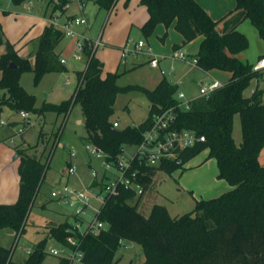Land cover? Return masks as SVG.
<instances>
[{"label": "trees", "instance_id": "1", "mask_svg": "<svg viewBox=\"0 0 264 264\" xmlns=\"http://www.w3.org/2000/svg\"><path fill=\"white\" fill-rule=\"evenodd\" d=\"M20 5L29 0H12ZM101 8L109 9L113 0H98ZM147 7L149 20L142 31L149 37L159 25H174L182 36V46L202 37L196 55V67L205 72L224 71L231 79L209 97H199L189 109L178 107V86L163 79L153 89L141 86L122 89L118 72L102 76V63L96 58L90 41L85 43V70L78 72V86L68 100L59 104L44 102L37 107V97L21 85L24 73L34 74L39 86L49 73H65L67 68L56 52L65 37L62 28L50 23L37 40L34 62L22 58L7 39L0 22V106L13 112L27 111L38 118L48 113L67 117L73 106L79 105L84 118L87 144L106 154V161L116 165L125 146H137L150 128L155 115L175 107L173 129L193 131L205 137L180 154L178 162L159 167L140 165L134 159L132 170L137 171L136 182L143 188L138 197L132 189L121 187L116 195L107 196L97 214L106 227L97 233L77 236L81 239L83 264H118L117 253L124 243H136L143 249L144 264H264V166L259 157L264 148V89L257 87L251 96L245 92L254 80L261 81L264 69L243 62L237 55L249 47L239 25L249 20L264 41V0H237V8L223 20L215 21L197 0H141ZM51 18L64 13L68 0H47ZM224 26L219 29V24ZM14 66V67H12ZM139 89L149 99V117L139 126L114 127L115 103L120 91ZM239 115L242 140L237 143L233 131ZM43 133H41V136ZM15 148L20 157L19 199L12 205H0V230L13 229L17 235L25 232L31 211L45 180L46 164L32 152L39 147L28 145ZM208 151L215 158L219 178L231 189L218 197L196 201L194 212L173 217L164 205L155 204L148 216L139 209L151 177L159 170L172 172ZM104 182L94 180L91 187L103 189ZM138 197V199H137ZM136 200V203L134 201ZM71 218L77 219L75 215ZM71 227L69 221L47 227V236L34 245L22 263L12 260L13 248L0 245V264H43L49 240L67 245ZM61 264H69L61 260Z\"/></svg>", "mask_w": 264, "mask_h": 264}, {"label": "rangeland", "instance_id": "2", "mask_svg": "<svg viewBox=\"0 0 264 264\" xmlns=\"http://www.w3.org/2000/svg\"><path fill=\"white\" fill-rule=\"evenodd\" d=\"M31 1V4L30 1H27L20 5H15L12 0H0V20L3 23L7 39L14 44L22 43L24 45L33 37L32 31L29 28L34 22L31 21L30 17L28 20L26 19L28 6L32 7L31 12L34 16H38L41 13L44 17V13L46 12L47 5L40 12L42 8L40 2L38 0ZM85 4H87V9H85L84 16L79 9L77 0H72L69 3L68 13L70 15L77 14L78 17L76 18H85L91 29L94 27L92 33L86 32L84 35L87 40H90L92 35L97 38L101 32L105 33L115 11L109 13L110 15H107L106 11H104L103 16H105V19L102 20L100 16L96 22L97 8L94 2L85 0ZM50 13L51 9L47 11V19L50 18ZM62 19V17H56L52 23H56V25L63 28L64 24L59 25V23H62ZM73 26L85 27L71 25L73 31ZM65 37L70 38L68 35H65ZM135 41L138 42L133 36H130L128 41L119 46L121 48L109 46L106 48L107 55L102 54L104 48H100L96 53V58L102 62L107 58V62H105L106 75L115 72L120 74L117 81L120 88L126 89L128 87L141 86L152 90L156 88L164 76L169 80H175L174 77L177 76L180 80L178 93L184 92L186 100L189 95L194 97L200 95L201 75L194 68L195 58L187 49H184V51L187 54L188 62L192 61V65L188 67L181 66L179 64L180 59L172 60L171 58L161 57H158L159 65L153 67L149 62L151 55L147 53L134 54L133 52L128 56L127 63L125 64L122 60V51L125 48L133 51ZM146 44L149 47L147 42ZM3 51L4 47L0 46V53ZM115 52H118L119 59H115ZM136 64L138 65L135 66ZM75 65L74 67L70 65V71L61 78L60 85L57 87L58 90H55L51 94L47 90L49 88L47 86L48 81H42L39 86L34 84L33 73H24L21 78V84L28 93L37 95L38 108L42 106L45 99L49 103L59 104L74 93L77 84V71L86 67L85 56L80 61L75 62ZM66 76L71 80L69 84L66 83ZM260 83L264 87V80ZM245 95L250 96L251 89H248ZM149 105V99L143 91L133 88L122 90L116 99L113 120L119 123V128L121 129L129 126H139L149 117ZM16 116V119L20 122L16 124V127L11 132L15 135L16 143L20 144L22 142L21 136L15 132L21 127L22 121L19 114ZM36 118L37 115L31 113L33 123ZM0 119L9 122L6 115ZM42 132L44 135L41 136ZM85 134L84 118L79 105L73 106L66 118L60 116L57 119L56 114L48 113L46 117L38 118L35 125L28 127L27 140L32 146L36 145V143L39 144V147L32 152H36L41 156L42 162L46 164V171L45 180L31 211L25 232L15 235L14 244H16L18 249L38 243L39 239L45 237L44 231L46 225L52 218L58 217L60 220L64 219L61 213L55 214V209H58L57 211H61L62 213L74 215V210L51 197L54 189L69 185L75 189L86 191L92 198L87 213L79 216L83 221L81 230L85 231L87 225L96 220L97 212L101 209L103 201L95 197L101 192V188L91 187V185L94 180L103 181L104 184H108L118 176V172L115 168L107 170L105 159L94 157L87 150L88 145L82 139ZM233 135L237 143L242 140V125L239 115L235 117ZM47 136H50V138H47ZM136 151V146H125L121 158L129 160L135 155ZM74 152L76 155L72 156L71 154ZM201 154L194 157L181 169L172 172L158 169L151 177L138 209L148 215L155 204H160L167 207L171 216L178 217L193 213L197 200L211 199L212 191L210 186L216 170L213 169L210 162L216 160L213 157L206 156V154L201 157ZM70 166L74 167L76 172L68 176L65 171ZM216 167L218 168L217 165ZM94 172L97 174V178H94ZM69 219L71 223L75 221L74 218ZM58 245L57 242L52 240L48 243V247H58ZM45 261L46 264H59L60 262L59 258L51 255H47ZM72 264L80 263L74 262Z\"/></svg>", "mask_w": 264, "mask_h": 264}, {"label": "crops", "instance_id": "3", "mask_svg": "<svg viewBox=\"0 0 264 264\" xmlns=\"http://www.w3.org/2000/svg\"><path fill=\"white\" fill-rule=\"evenodd\" d=\"M30 4L32 3L31 0ZM76 1V0H75ZM94 2V5L97 8V14L95 17L96 22L98 19L102 18L105 19L103 16L104 11H106L107 15H110L109 13H112L115 11V14L111 17V22L108 25V27L105 30V33L101 32L96 37H93V35L90 37L92 42L97 41L98 39H101V45H99L95 51V56L96 53L99 51L100 48H104L102 54L107 55L106 48L109 46H116L117 48H121L119 46L123 45L126 41L129 40L130 36H133L135 40H144L148 43V45L153 49L155 55L161 58H171L172 60L174 59L172 57V53L179 49L180 46H182V41L183 38L182 36L176 31L174 25L170 26L169 28L165 27L164 25H159L155 29V32L153 35L147 37L144 32L142 31L144 25L147 23L149 20V12L146 6H144L141 3V0H113V3L109 9L106 8H101L99 4L97 3L98 0H91ZM41 5L40 12H42L44 6L47 5L46 12L44 13V17L41 15V13L38 16H34L33 13L31 12L32 7L28 6V13L26 19L30 17L34 23L33 25L29 28L30 31H32V39L28 41L26 44L22 45V43H12L15 46V50L17 51L18 55L22 58H27L31 60V62H34L35 60V54L37 50V40L38 38L43 34L46 26L53 22L54 18L56 17H62V23L59 25H65L69 20H72L77 16L76 15H70L68 13L69 11V3L72 2V0H68V6L65 8L64 13H57L55 17L52 19L51 18V13L49 14V19L46 18L47 11L50 10L48 8L47 0H38ZM79 9L82 11L83 16L85 14V9H87V4H85V0H77ZM197 2L203 7V9L209 14V16L215 20V21H220L223 20L225 17H227L231 12L235 11L237 8V0H197ZM81 4H83V8L81 9ZM94 6V7H95ZM102 13V15H101ZM2 26L3 23L0 20ZM96 25V23H95ZM94 25V26H95ZM224 26V21H222L219 24V29H222ZM74 31L78 35H85L86 32H93V28L89 26V23L87 21V25L84 28H80L79 26H73ZM27 28V27H26ZM4 30V26H3ZM238 31L241 32L242 34L246 35L249 41V47L241 52L240 54L237 55V57L242 60L243 62L249 63L251 65H255L261 58L264 57V41L261 39L258 30L251 24L249 20L244 21L241 25L238 27ZM5 33V30H4ZM90 33V34H91ZM6 35V33H5ZM203 38L200 37L191 43L181 47L183 49H187L191 55L196 58V55L199 51L200 44L202 42ZM76 38H66L61 41V43L58 45L56 52L59 55L61 61L64 60L65 67L67 68V71L65 73H49L45 75L42 81H48L47 86L49 88L47 90L50 91V94L53 93L55 90H58V85H60V80L61 78L67 73H69L70 65L73 67L76 66L75 62H78L74 58V52L76 49ZM136 42V41H135ZM5 52L0 53V56ZM115 59H119L118 52L114 53ZM151 59V58H150ZM178 60V59H176ZM100 61V60H99ZM103 65L102 68V76L103 78H106L108 73L106 75L105 70H106V63L107 58L104 59V63L100 61ZM150 62V60H149ZM179 64L184 67H188L192 65V61L188 62V59L186 61L184 60H179ZM127 63V62H126ZM125 63V64H126ZM87 60H86V67H87ZM136 64L135 66H137ZM86 67L82 70L77 71H83L86 69ZM194 68L196 71L201 75V87L205 84H210L214 82H219L223 86L226 84L232 77V74L229 72H224V71H209L205 72L203 70L198 69L195 65ZM116 73V72H115ZM173 75V73H172ZM66 83L69 84L71 82L70 78L66 76ZM2 78V72L0 71V80ZM22 78V77H21ZM67 79H69V82H67ZM163 79H167L166 76H164L160 82ZM175 80H169L172 84H175L178 86L179 89V82L180 80L178 77H174ZM179 80V81H178ZM264 80V77L261 81L259 80H254L251 83V86L249 89H251V95L254 93L257 87H261L264 89V87L261 86V83ZM159 82V83H160ZM78 75H77V84L74 89V92L78 86ZM158 83V84H159ZM41 84V83H40ZM253 84V85H252ZM22 85V84H21ZM158 86V85H157ZM156 86V87H157ZM200 87V88H201ZM155 89V88H154ZM151 90V89H150ZM153 90V89H152ZM184 93V92H180ZM246 93V92H245ZM46 94V93H45ZM74 94V93H73ZM72 94V95H73ZM179 94V93H178ZM185 94V93H184ZM53 95V94H52ZM72 95L65 99L68 100L72 97ZM250 95V96H251ZM37 97V95H35ZM200 97H194L192 95H189L187 98L188 101H193L195 99H198ZM52 98V96H51ZM63 100V101H65ZM185 100H186V94H185ZM62 101V102H63ZM37 102H38V97H37ZM44 102H48L46 99ZM43 102V103H44ZM18 113L13 112L10 108L7 106H0V118L6 115L8 117L9 122H7V125L5 126H0V205H12L15 204L18 199H19V191H20V176H19V165H20V157L18 156L15 148L17 146H21V148H25L26 146L30 145L29 141L27 140V133L28 130L21 136L22 142L20 144L16 143L15 140V135L11 132V130L16 127V124L19 123L18 120L16 119V115ZM47 116V115H46ZM45 116V117H46ZM57 116V115H56ZM60 116H57V119ZM32 130V129H31ZM16 133V132H15ZM43 133V132H42ZM44 135V133H43ZM47 138H50V136H47ZM37 144V143H36ZM68 147V146H65ZM206 154V156H209L208 151H204L201 154V157ZM259 162L261 165L264 166V148L260 154L259 157ZM211 166H213V169L215 171V175L213 176V182L210 186L211 189V198H215L220 196L223 193L228 192L231 187L230 185L223 179L218 178L219 170L216 167L217 162L216 161H211ZM215 167V168H214ZM66 173V171H65ZM67 174V173H66ZM68 175V174H67ZM70 176V175H68ZM61 188V187H60ZM146 193V192H145ZM144 193V194H145ZM140 197V196H138ZM137 197V199H138ZM143 197V196H142ZM141 197V199H142ZM140 199V202H141ZM139 202V205H140ZM136 203V200L134 201ZM58 210V209H57ZM55 209V214L61 213L64 216L63 220L58 219V217H54L51 220L48 221L46 225V229L44 231L45 237L39 239L38 242L46 238L47 236V227L49 225L53 224H61L69 221L71 223V214L69 213H62L61 211H57ZM145 214V213H143ZM150 214V213H149ZM148 214V215H149ZM146 215V214H145ZM146 215V216H148ZM16 232L13 229L7 228L0 230V245L6 248H13V254H12V260L16 263H22L24 262L31 251L34 248V245L37 243H33L29 246H23L22 248L16 247V244H14V238H15ZM51 240V239H50ZM49 240V241H50ZM54 241V240H52ZM56 242V241H54ZM14 245V246H13ZM117 259H118V264H144L145 262V255L143 253V249L140 245L136 243H124V245L120 248V250L117 253ZM59 264H61V260L59 259ZM43 264H46V261H44Z\"/></svg>", "mask_w": 264, "mask_h": 264}, {"label": "built area", "instance_id": "4", "mask_svg": "<svg viewBox=\"0 0 264 264\" xmlns=\"http://www.w3.org/2000/svg\"><path fill=\"white\" fill-rule=\"evenodd\" d=\"M58 2V0H56ZM81 1V0H79ZM66 4L65 8H67ZM83 4H81V9ZM56 25V23H54ZM71 25H81L86 26L87 20L85 18H74L69 20L64 27L62 28L65 32V35H68L71 38H76V49L74 52V58L80 61L84 57V48L85 43L90 41L93 46V49H96L101 45V39H98L95 42L87 40L84 35H78L75 31L71 29ZM147 53L151 55L150 64L153 67L159 65L158 56L153 53V49L147 46L144 40H140L134 43V50L130 51L127 48L122 51V60L126 63L128 56L131 53ZM174 59H180L186 61L187 54L183 48H179L172 53ZM65 63L64 60L61 61ZM194 65L196 66V58L194 60ZM255 70L264 69V57L261 58L255 65ZM69 82V79H67ZM222 87L221 83L214 82L210 84H205L200 88V97H209L216 89ZM179 100L178 107L189 109L191 102L185 100V94H177ZM21 118V127L17 130V135L22 136L27 130L28 127L35 125L38 116L35 122H32L31 113L27 111H21L18 113ZM176 120L175 107L169 108L168 110L157 114L154 116L150 128L144 135L143 141L137 145V151L135 155L127 160L125 158H119L116 165L110 164L106 161V154L100 150L98 147L87 144V150L91 152L94 157L104 158L106 169L115 168L118 172V176L111 180L108 184H104L103 189L95 197L101 199L103 202L107 196L116 195L121 187L126 189L134 190L138 196L143 194L142 186L136 182L138 177V172L132 170V165L134 159H137L140 165H146L148 167H159L164 163L178 162L180 154L189 149L195 147L201 142H205V137L196 134L193 131L183 130L179 131L173 129L172 126ZM7 125L6 121L0 119V126ZM114 127H119V123L115 122ZM72 156H75L76 153H72ZM76 172L74 167H69L66 170L68 175H72ZM94 178H97V174L94 172ZM51 197L62 203L64 206L74 210V215L77 217L74 222L71 223V227L67 230L69 233L67 245L58 243V247H47L48 255L59 258L60 260H67L69 264L78 262L83 264V253L81 251V239L77 236L79 233L81 236L88 233H97L100 230L104 229L106 225L99 221L96 217V220L87 225L85 231L81 230L83 221L79 218L80 215L86 214L91 202V196L82 190L75 189L69 185H65L61 188L54 189L51 193ZM100 213L98 210L97 214Z\"/></svg>", "mask_w": 264, "mask_h": 264}, {"label": "water", "instance_id": "5", "mask_svg": "<svg viewBox=\"0 0 264 264\" xmlns=\"http://www.w3.org/2000/svg\"><path fill=\"white\" fill-rule=\"evenodd\" d=\"M12 67H14V66H12Z\"/></svg>", "mask_w": 264, "mask_h": 264}]
</instances>
